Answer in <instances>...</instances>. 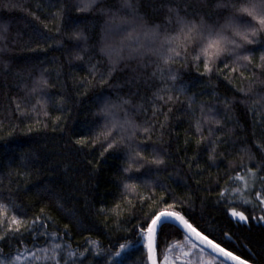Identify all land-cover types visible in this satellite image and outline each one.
Segmentation results:
<instances>
[{"label":"trees","instance_id":"16d2710c","mask_svg":"<svg viewBox=\"0 0 264 264\" xmlns=\"http://www.w3.org/2000/svg\"><path fill=\"white\" fill-rule=\"evenodd\" d=\"M79 2L0 0V26L7 27V40L0 41V47L6 45V50L0 52V196H14L23 207L25 221L40 218L34 230L22 229V236L9 234L0 239V249L9 258L19 257L14 264H65L69 246L76 253L71 258L76 264H116L121 260L123 264H146V250L135 226L144 219V213L163 207L159 203L163 192L168 203L178 202L176 210L183 207L192 217L193 226L200 225L198 231L210 226L217 241L226 240L227 233L232 243L229 250L242 255L249 264H264V221L259 219L264 212L255 200V192L239 194L233 189L242 184H226L229 175L235 176L239 170L242 148H248L255 157L250 163L243 156L248 166L264 159V153L257 148L258 144L264 146V70L253 65L251 70L241 69L243 77L228 69L223 74L214 70L202 76V61L197 70L190 57L187 66L181 59L170 67L179 74L177 86L183 84L187 91L166 90L159 93L164 96L160 100L158 90L165 83L171 88L173 82L160 79L155 56L125 58L112 69L108 56L100 53L103 25L108 19L100 9L110 7L118 17L130 15L128 9L121 8L122 0H100L88 12L77 11ZM217 2L133 0L143 22L149 26L159 24L162 31L166 26L175 27L174 16L169 24V7L178 8L180 15L194 13L189 19L203 16L209 22L224 23L227 13L216 8ZM61 11L62 18L54 17ZM78 30L89 37L87 51H82L83 40L72 38ZM128 31L130 25L109 39L115 44L122 40L128 43ZM78 55L82 59H77ZM259 55L257 48L254 64L260 62ZM227 62L217 63L223 68ZM42 71L49 85L43 97L48 100L47 116L31 111L36 96L28 94L33 78ZM102 78L106 80L103 84ZM193 94L195 104L190 109L188 96ZM168 95L173 100L165 103ZM105 97L130 101L124 107L133 118L153 127L144 154L151 159V149L155 148L165 161L159 169L145 164L140 172L133 173L138 177L137 193L152 197L143 206L138 195L128 196L130 205L122 194L119 177L127 149L121 145L104 152L108 142H91L93 131L103 125L99 108ZM201 103L213 107L221 123L205 125L198 134L192 111L198 116ZM209 127L214 129L211 136ZM147 135L140 133L139 139ZM81 136L89 138L86 146L75 143ZM201 136L221 141L216 145L215 164L208 159L212 144L201 140ZM145 181L149 182L147 186ZM254 187L260 189L259 181ZM224 188L228 195L221 200L219 194ZM244 200L252 203L245 205ZM117 204L120 207L111 211ZM233 208L244 212L248 221L233 217ZM53 232L57 233L55 238ZM167 239L168 243L162 241L158 249L157 264H219L207 251L200 256L199 249H192L191 241L183 235ZM57 243L61 249L57 250L56 261L45 259L51 253L43 249ZM120 244L127 247L120 249ZM85 248L89 251L80 256ZM95 248L102 255L95 254ZM109 250H119L121 255L113 256L109 262Z\"/></svg>","mask_w":264,"mask_h":264},{"label":"snow or ice","instance_id":"6c2138e0","mask_svg":"<svg viewBox=\"0 0 264 264\" xmlns=\"http://www.w3.org/2000/svg\"><path fill=\"white\" fill-rule=\"evenodd\" d=\"M100 0H80L77 11L88 12L91 11ZM9 6V5H5ZM11 7H19L18 4H11ZM121 8L128 9L130 15L118 17L115 13H112L110 7L101 8L102 14L108 16V19L103 25V37L101 41L100 53L101 55H107L112 69L123 59L143 58L147 54H151L157 58L159 63L157 64L156 71L160 74V79L163 81H172L173 84L169 88L165 83L157 93V97L160 100H164V96L160 95V92L177 90L178 93H185L187 91L183 84L175 83L179 79V74L173 70L170 65L179 62L181 59L184 61L183 66H187L189 57L194 66L199 70L200 62L203 63L204 71L201 75H210L214 70L220 74H223L225 69H228L230 73L239 72L241 77L244 76L245 70H251L250 66L256 69L264 70V0H218L216 4L217 9L226 11L224 16V23L217 24L215 22H209L203 16L200 19H189V15L194 13L185 12L184 15H180L178 8L169 7V24H171V17L175 18V27L161 30V25L155 24L149 26L146 22H143V17L138 16L137 9L133 3V0H122ZM111 13V15H108ZM54 17L62 18V11L54 14ZM130 25L131 31L127 32V41H120L119 44H115L110 41L109 37L115 34L116 31L122 30L124 26ZM57 31H60L58 28ZM7 32L6 26H0V41L7 40L5 33ZM72 38L77 40H83L85 47L82 51H87L88 36L84 35L82 30H78L72 33ZM259 49V63L254 64V57L256 49ZM6 50V45L0 47V52ZM125 52L127 57H125ZM77 59H82L81 56H77ZM228 61L224 63L223 68L218 66L217 62ZM111 72V70H110ZM109 72V74H110ZM227 78V77H225ZM102 84L106 82L105 79H101ZM48 80L44 76L43 71L39 76L33 78L32 86L29 89V95L36 96V102L31 105V111L36 112L38 115H48L47 104L48 100L43 97L46 96L44 89L47 88ZM244 91V89H240ZM178 98V97H177ZM173 97L168 95V101H172ZM130 101L119 97L116 100L110 98H103L101 106L99 108L100 117L103 120V125L99 131H93L91 142L93 144L100 142L101 140L108 142L104 152L110 149L119 148L123 145L126 151V160L121 169V175L119 179L122 181V194L128 204H132L131 200H128V196L138 195L141 201V206L146 199L152 197H144L142 194L137 193L138 184L136 183L138 177L133 173L140 172L145 164L154 165L159 169L164 165V159L156 152L155 148L151 149V159L148 155H145L147 149L144 145L147 140L151 139V132L153 130L152 125L147 121L144 123H138L129 111L124 107L128 105ZM195 104V94L188 96V106L190 109ZM227 107V104L225 105ZM20 104H17V110H20ZM207 107V110H205ZM200 113L197 116L195 110L192 111L194 118L195 130L198 134L201 133V129L205 125L220 124L221 120L217 118L215 109L211 106H206L204 103L199 105ZM171 111V109H169ZM156 114L154 108L153 115ZM57 119H59L57 117ZM163 127V124L161 125ZM214 129L209 127V136L212 135ZM148 134L146 139H139V134ZM89 138L81 136L75 143L81 146H86ZM201 140L209 141L208 137L201 136ZM110 141V142H109ZM211 151L208 159L213 164L216 162V145L221 141L211 140ZM199 143V141H198ZM257 148L264 153V146L257 145ZM241 153L243 156H247L248 161L251 163L255 160L254 155L248 148H242ZM103 155V153H101ZM243 156L241 163L237 165L238 171L235 176L229 175L226 184L239 183L242 187L234 188L233 191L239 194L244 192H255V200L258 202L260 210L264 212V159H261L259 163L253 166H248L243 163ZM143 162V163H142ZM259 181L260 189L257 191L254 185ZM149 182L145 181L147 186ZM163 188L164 185H159ZM228 195L227 188L221 190L219 197L224 200ZM153 203H156L153 200ZM159 203L163 204V207L159 210L144 213V219L139 220L135 226L138 231L137 237L142 241V247L146 250V264H157V254L160 248L161 242L168 243L169 236L183 235L186 240L191 241L192 249H199V255L203 256L205 249H209L213 254L211 259L213 261L219 260V264H249V261L242 258V255H236L233 251L229 250L232 247L231 238L225 233L227 239L217 241V238L212 235V229L209 226L207 230L201 229L200 225L193 226L191 216L184 211L183 207L177 209L178 202L168 203L164 198V193H161ZM252 203L251 200H244V204ZM120 207L119 204L115 206L111 211H116ZM101 211H104L103 209ZM13 213L9 215V213ZM119 213H117L118 215ZM25 215L23 207L17 203L14 196L11 194L8 197L0 196V229H3V235H0V239L7 237L9 234L23 235V231L34 230L36 221L39 217H36L31 223L25 221L23 216ZM231 215L237 217L241 222H247L249 217L244 212L236 211L234 208L231 210ZM150 216V218H149ZM186 216L188 218H186ZM252 219H256L255 216ZM264 221V215L259 217ZM178 222V223H172ZM7 228H4V225ZM67 228V225H65ZM207 231L208 234H205ZM47 233H41L46 235ZM55 238L57 233H51ZM210 236L212 238H210ZM194 238V239H193ZM223 244V246H222ZM120 249H125L126 244H120ZM61 249L60 244H53L52 247L45 248V253H51V256H45V259H52L56 261L57 250ZM87 248L83 252H80V256H84L85 252H88ZM94 253L102 255L99 248L94 249ZM76 253L70 249L67 251V258L65 264H76L71 260ZM120 251L115 253L108 251L107 259L109 262L113 260V256L119 257ZM166 255V253H165ZM185 255H188L185 253ZM143 258V254H142ZM19 257L9 258V255L3 253L0 249V264H14V260ZM59 264V261H56ZM83 264V262H81ZM116 264H123V261H117Z\"/></svg>","mask_w":264,"mask_h":264},{"label":"water","instance_id":"95a60500","mask_svg":"<svg viewBox=\"0 0 264 264\" xmlns=\"http://www.w3.org/2000/svg\"><path fill=\"white\" fill-rule=\"evenodd\" d=\"M172 223H178V222H172ZM205 251H207L208 253H210L211 255H213L209 249H205ZM231 264H235V262H231Z\"/></svg>","mask_w":264,"mask_h":264}]
</instances>
